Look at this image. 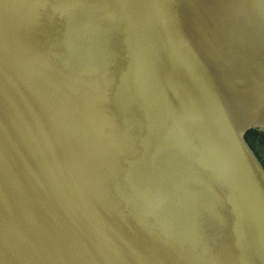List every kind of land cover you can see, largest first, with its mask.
Returning <instances> with one entry per match:
<instances>
[{"label":"water","instance_id":"95a60500","mask_svg":"<svg viewBox=\"0 0 264 264\" xmlns=\"http://www.w3.org/2000/svg\"><path fill=\"white\" fill-rule=\"evenodd\" d=\"M264 0H0V264H264Z\"/></svg>","mask_w":264,"mask_h":264},{"label":"trees","instance_id":"16d2710c","mask_svg":"<svg viewBox=\"0 0 264 264\" xmlns=\"http://www.w3.org/2000/svg\"><path fill=\"white\" fill-rule=\"evenodd\" d=\"M245 139H246V142L247 144L250 146V148L253 150L254 154L257 156V159L260 161L262 167L264 168V159L261 158L260 156V153H258V151H256V148L254 147V143H255V140L256 142H258L259 138L257 137L256 133L255 132H248L246 135H245ZM258 140V141H257ZM260 142V141H259ZM258 144L261 145V147L264 148V142H260ZM257 144V143H255Z\"/></svg>","mask_w":264,"mask_h":264},{"label":"rangeland","instance_id":"374dc122","mask_svg":"<svg viewBox=\"0 0 264 264\" xmlns=\"http://www.w3.org/2000/svg\"><path fill=\"white\" fill-rule=\"evenodd\" d=\"M258 140L261 141L260 139H258ZM258 140H257V141H258ZM259 141H258V142H259ZM258 142H256V140H255V143H257V144L254 143V147L256 148V151H258V153H260L261 158L264 159V148L261 147V145H259ZM261 142H262V141H261ZM259 143H260V142H259Z\"/></svg>","mask_w":264,"mask_h":264},{"label":"flooded vegetation","instance_id":"af4514ba","mask_svg":"<svg viewBox=\"0 0 264 264\" xmlns=\"http://www.w3.org/2000/svg\"><path fill=\"white\" fill-rule=\"evenodd\" d=\"M261 142V141H260Z\"/></svg>","mask_w":264,"mask_h":264}]
</instances>
